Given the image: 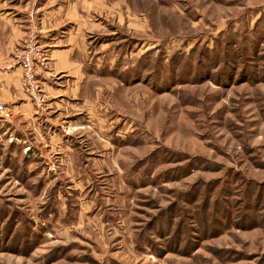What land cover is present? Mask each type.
Here are the masks:
<instances>
[{
    "label": "rangeland",
    "instance_id": "rangeland-1",
    "mask_svg": "<svg viewBox=\"0 0 264 264\" xmlns=\"http://www.w3.org/2000/svg\"><path fill=\"white\" fill-rule=\"evenodd\" d=\"M22 6L51 20L0 64V264H264V0Z\"/></svg>",
    "mask_w": 264,
    "mask_h": 264
},
{
    "label": "crops",
    "instance_id": "crops-1",
    "mask_svg": "<svg viewBox=\"0 0 264 264\" xmlns=\"http://www.w3.org/2000/svg\"><path fill=\"white\" fill-rule=\"evenodd\" d=\"M0 64L11 63V54L16 45L22 40L23 36V25L24 22H28L27 18L23 20L24 17L33 16L36 17V22L41 21L40 25L44 26L45 23H50L51 12L48 10L42 17H39L41 13H38L40 10L39 7L32 8L29 6L23 7L22 0H9L14 1V3H9L7 0H0ZM34 1V0H31ZM36 1V0H35ZM30 10L32 11L30 13ZM34 21V18H32ZM46 21V22H45ZM35 22V23H36ZM46 26H50L46 24ZM79 28L83 29V26L80 24L77 25ZM81 31L78 30L76 36L69 35L67 44H71L75 41L80 42L83 37ZM77 38V40L75 39ZM52 41L51 43H53ZM47 45V44H45ZM55 46V45H51ZM74 51H72V46L67 45V49H49V62L47 64L48 72L47 77H56L57 79L61 77L76 76L79 72L76 70L75 61L73 60ZM50 69V70H49ZM17 72V71H16ZM64 73V74H60ZM15 75V72H14ZM8 76L10 81L13 80V77ZM16 86V85H15ZM19 88V87H18ZM19 94V93H16Z\"/></svg>",
    "mask_w": 264,
    "mask_h": 264
},
{
    "label": "built area",
    "instance_id": "built-area-1",
    "mask_svg": "<svg viewBox=\"0 0 264 264\" xmlns=\"http://www.w3.org/2000/svg\"><path fill=\"white\" fill-rule=\"evenodd\" d=\"M0 116L5 118V119H7L9 117V114H8L6 108L2 104H0Z\"/></svg>",
    "mask_w": 264,
    "mask_h": 264
}]
</instances>
